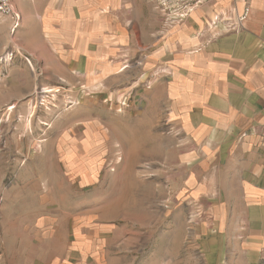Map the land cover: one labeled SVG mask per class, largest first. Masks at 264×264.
Listing matches in <instances>:
<instances>
[{
  "label": "rangeland",
  "instance_id": "rangeland-1",
  "mask_svg": "<svg viewBox=\"0 0 264 264\" xmlns=\"http://www.w3.org/2000/svg\"><path fill=\"white\" fill-rule=\"evenodd\" d=\"M74 1L13 0L20 24L0 18V264H264V220H233L215 202L173 203L166 120L159 173L136 170L139 155L146 165L157 152L142 140V120L120 116L151 86L137 77L139 56L127 62L126 90L115 76L83 86L58 63L75 47L59 45L58 54L41 18L47 5ZM123 1L139 7L144 30L164 36L200 10L209 30L230 18L213 9L217 0ZM103 5L97 0L101 24ZM128 26L134 55L151 37Z\"/></svg>",
  "mask_w": 264,
  "mask_h": 264
},
{
  "label": "crops",
  "instance_id": "crops-1",
  "mask_svg": "<svg viewBox=\"0 0 264 264\" xmlns=\"http://www.w3.org/2000/svg\"><path fill=\"white\" fill-rule=\"evenodd\" d=\"M96 2L49 4L41 27L58 54L59 45H74L73 57L59 55L57 61L73 68L83 86L86 80L95 86L112 76L127 80L129 57L139 56L137 77L143 86L150 78L151 86L143 89L146 99L140 98L135 112L129 104L120 116L129 120L134 113L135 120H142V140L157 152L146 165L139 155L136 170L151 177L159 173V121L166 120L168 131L162 135L171 157L167 171L173 203L215 202L233 220H264V0H217L215 11L240 22L235 30L226 23L209 30L208 12L200 10L170 26L166 36L160 27L144 30L139 7L130 10L123 0L117 5L104 0L101 24ZM128 12H136L130 20ZM128 25L151 37L134 55Z\"/></svg>",
  "mask_w": 264,
  "mask_h": 264
},
{
  "label": "built area",
  "instance_id": "built-area-1",
  "mask_svg": "<svg viewBox=\"0 0 264 264\" xmlns=\"http://www.w3.org/2000/svg\"><path fill=\"white\" fill-rule=\"evenodd\" d=\"M9 17L13 26L17 27L20 24L22 19L21 13L16 9L13 0H0V18ZM218 17L213 21V25L217 26ZM223 21H229L226 23L228 30H235L239 27L240 22H235L231 18H225L220 20V23Z\"/></svg>",
  "mask_w": 264,
  "mask_h": 264
},
{
  "label": "bare ground",
  "instance_id": "bare-ground-1",
  "mask_svg": "<svg viewBox=\"0 0 264 264\" xmlns=\"http://www.w3.org/2000/svg\"><path fill=\"white\" fill-rule=\"evenodd\" d=\"M47 91H52V89H47ZM47 91H46V92H47Z\"/></svg>",
  "mask_w": 264,
  "mask_h": 264
}]
</instances>
